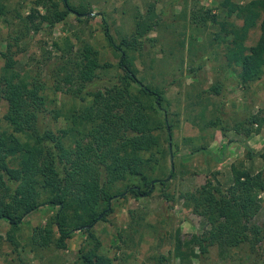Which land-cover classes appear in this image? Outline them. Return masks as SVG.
Returning <instances> with one entry per match:
<instances>
[{
  "label": "trees",
  "instance_id": "16d2710c",
  "mask_svg": "<svg viewBox=\"0 0 264 264\" xmlns=\"http://www.w3.org/2000/svg\"><path fill=\"white\" fill-rule=\"evenodd\" d=\"M34 4L45 5V12L40 15L42 21L33 19L34 8L24 16L18 7L0 0V21L11 26L1 51L0 68V104L3 101L5 108L0 116V221L10 224L6 238L18 247L15 235L24 219L41 207H51L55 211L49 224L34 227L30 245L41 248L38 250L65 249L67 239L76 232H84L85 242L78 249L77 262L115 264V255L100 252L101 241L91 228L111 211L108 205L117 196L111 193L115 183L139 178L143 185L150 186L146 170L152 161H158L156 154L163 155L160 137L154 132L165 128L169 134L171 129L166 116L156 117L155 105L162 106L165 101L163 90L143 83L133 63V53L141 51L145 37L157 24L154 3L148 4L145 13H134V30L121 36L118 43L102 19L109 45L119 52L116 65L101 62L98 50L88 42L82 41L75 48L69 37L53 41L59 55L52 85L17 69V56L25 50L21 42L28 32L40 30L41 22L53 26L71 12L83 16L91 10L87 11L83 3L74 5L69 0H34ZM220 7L225 13L221 19L211 9L203 11L202 7L191 11L190 19L198 30L207 29L210 22L219 28L214 39L224 44V63L228 69L233 68L230 75L236 73L245 86L260 79L264 70V0H222ZM238 19L242 24L236 22ZM257 27L258 38L248 45L249 33ZM189 41L193 46L195 39ZM183 46L182 41L180 47ZM192 51L195 53L190 47L191 54ZM195 71L194 67L189 73ZM101 76H108L109 85L86 89ZM218 85H211L209 90L220 94ZM48 86L54 93L67 90L72 106L66 110L48 108ZM48 113L55 121L63 117L65 127L56 133L47 127L44 119ZM263 122V117L254 114L245 121H235L231 129L248 137L259 132ZM244 147L248 158L260 156L264 161V147L259 153L246 142ZM230 170L229 187L222 189L210 183L185 198L186 204L203 210L214 220L211 229L199 237L203 252L214 243L228 247L264 243V229L249 223L242 207L264 192V168L250 172L243 162H238L232 163ZM133 184L136 186H130L128 193L149 194L151 187L143 190L139 184ZM254 252L255 249L251 250ZM19 259L20 264H25Z\"/></svg>",
  "mask_w": 264,
  "mask_h": 264
},
{
  "label": "rangeland",
  "instance_id": "374dc122",
  "mask_svg": "<svg viewBox=\"0 0 264 264\" xmlns=\"http://www.w3.org/2000/svg\"><path fill=\"white\" fill-rule=\"evenodd\" d=\"M3 1L10 7H18L24 16L34 8L35 21L41 20L40 15L46 9L43 4L35 5L34 0ZM69 1L74 5L83 3L91 12L83 16L71 12L53 26L41 22L40 30L28 32L21 42L25 50L17 56V69L39 76L47 85L54 84L55 61L59 53L52 43L65 37L71 39L75 48L82 41L92 44L98 50L101 62L116 65L119 52L109 45L102 19L118 43L121 36L134 30V13H145L148 4L154 3L157 24L145 37L141 51L133 53V63L143 83L163 90L165 101L162 106L155 105L156 117L166 116L171 124L169 134L165 128L154 132L160 137L163 155L156 154L158 161H152L146 170L151 180L149 194L135 196L128 193L130 186H136L133 183L143 190L149 189L139 178L119 181L111 188V193L117 195L108 205L111 211L105 220L96 222L91 228L101 241L100 252L115 255V264H264L263 242L241 247L214 243L203 252L199 237L211 229L214 220L203 210L190 207L185 199L210 183L222 189L229 187L232 163L243 162L250 172L264 168L260 156L247 157L243 140L246 137L231 129L235 121H245L250 115L258 114L264 118V70L260 79L243 86L236 73L230 75L233 68L228 69L224 63V44L214 39L219 28L210 22L207 29L198 30L190 19V12L200 7L203 11L211 9L221 19L225 14L220 7L222 0ZM181 13L185 15L181 16ZM236 22L242 24V20ZM10 31L11 26L0 21V68L3 63L1 51L5 49ZM249 34L246 43L251 45L258 38V27ZM190 38L195 39L193 46H190ZM182 41L184 46L180 47ZM190 47L195 53H190ZM194 67L195 73H189ZM107 79L108 76H101L96 83L86 85V89L109 85ZM215 84H219L220 94L209 90ZM46 91L50 97L48 108L66 110L72 106L67 90L54 93L49 87ZM4 109L2 101L0 116ZM44 123L55 133L65 127L64 118L55 121L52 113L46 115ZM255 134L254 146L246 143L252 151L259 153L264 147V122ZM160 179L165 182L161 183ZM242 207L249 223L264 229V192H259L254 200H247ZM54 211L44 206L28 215L15 235L18 247L6 238L10 224L0 221V264H20L19 258L25 264H79L78 249L85 242L84 232H76L67 239L65 249L38 250L41 248L29 243L34 227L48 225ZM253 249L255 252L251 253ZM161 257L165 260L160 261Z\"/></svg>",
  "mask_w": 264,
  "mask_h": 264
},
{
  "label": "crops",
  "instance_id": "0c3cea01",
  "mask_svg": "<svg viewBox=\"0 0 264 264\" xmlns=\"http://www.w3.org/2000/svg\"><path fill=\"white\" fill-rule=\"evenodd\" d=\"M256 134L255 133H253L252 134V136H251V134L248 136V137H246V138H243V140H244V142H247L251 147L252 146H254V145H252V142H255V138H256ZM240 138V137H239ZM252 172V171H251Z\"/></svg>",
  "mask_w": 264,
  "mask_h": 264
},
{
  "label": "water",
  "instance_id": "95a60500",
  "mask_svg": "<svg viewBox=\"0 0 264 264\" xmlns=\"http://www.w3.org/2000/svg\"><path fill=\"white\" fill-rule=\"evenodd\" d=\"M124 194V193H123Z\"/></svg>",
  "mask_w": 264,
  "mask_h": 264
}]
</instances>
